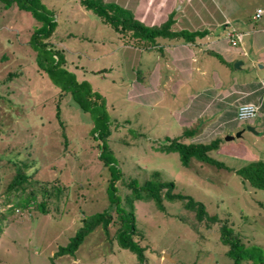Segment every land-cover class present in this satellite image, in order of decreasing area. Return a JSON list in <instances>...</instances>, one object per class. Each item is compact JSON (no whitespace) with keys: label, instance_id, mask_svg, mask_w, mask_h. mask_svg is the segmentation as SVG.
<instances>
[{"label":"rangeland","instance_id":"rangeland-1","mask_svg":"<svg viewBox=\"0 0 264 264\" xmlns=\"http://www.w3.org/2000/svg\"><path fill=\"white\" fill-rule=\"evenodd\" d=\"M41 1L56 21L44 41L62 49L65 68L104 99L106 145L111 164L119 171L117 200L113 203L106 195L110 170L98 156L96 132L90 135L91 115L68 91L60 95L58 86L35 63V51L27 42L35 19L15 4L3 7L0 1V264H138L134 252L110 237L120 210L128 208L126 181L135 178L140 183L153 171L173 182L172 191L201 201L206 214L215 218L197 220L182 200L162 197L159 207L153 199H134L133 238L144 247L143 264H230L226 245L218 238V226L224 221L245 244H257L264 251V189L252 187L234 171L243 162L241 155L236 158L215 149L209 155L220 166L194 156L182 164L176 151L158 148L164 135L173 137L180 131L174 116L163 109L172 102L168 88L156 78L167 72L161 59L168 55L156 47L146 53L143 47L127 43V34L113 29L78 0ZM156 95L163 101L144 102ZM238 130L232 133L237 136ZM252 138L244 128L232 141ZM14 162L26 163L22 169L30 176L22 192L10 194L4 190L15 171ZM30 189L36 201L42 189L49 192L44 213L34 203L7 209L19 193ZM103 210L111 215L108 235L99 223L73 254H55L83 225V217Z\"/></svg>","mask_w":264,"mask_h":264},{"label":"crops","instance_id":"crops-1","mask_svg":"<svg viewBox=\"0 0 264 264\" xmlns=\"http://www.w3.org/2000/svg\"><path fill=\"white\" fill-rule=\"evenodd\" d=\"M104 1H114L130 9L147 25L159 24L170 12L172 30H202V34L190 41L161 37V43L155 41L150 47L143 48L147 53L156 47L168 55L167 59H161L167 72L156 78L162 81V87L168 88L167 97L172 99L163 109L176 119L180 131L175 135L186 127H194L186 141L207 142L219 137L216 150L236 158L241 155L242 164L249 160H264V88L260 84L264 73V0ZM257 7H261L262 12L258 18H253ZM230 29L239 35L235 44L228 40ZM234 62L237 63L233 65ZM158 87L157 82L155 89ZM148 88L150 91V84ZM158 95L151 96L154 100L146 98L144 102L163 101L164 98H158ZM244 102L254 104L256 114L250 119L239 120L235 109ZM241 125L244 128L251 126L253 130H247L254 138L248 142L232 141L239 136L232 132L244 131ZM226 133L232 138L222 140Z\"/></svg>","mask_w":264,"mask_h":264},{"label":"trees","instance_id":"trees-1","mask_svg":"<svg viewBox=\"0 0 264 264\" xmlns=\"http://www.w3.org/2000/svg\"><path fill=\"white\" fill-rule=\"evenodd\" d=\"M3 7L15 4L18 9L25 10L35 19L36 24L27 38L28 44L34 49L35 63L41 69L52 84L58 86L60 95L68 91L71 97L83 109H87L92 117L93 125L90 128V135L96 132L100 143L99 158H104L103 162L110 170V177L106 184V195L111 202H116V185L115 180L119 171L111 164L112 155L107 149L106 136L109 133V127L106 123V110L104 99L97 91L93 90L86 80H77L73 72L67 70L64 66L65 55L63 50L47 44V38L55 28L56 21L53 18L52 11L45 7L41 0H0ZM79 4L85 9L100 17V19L110 25L116 31L127 34L126 42L137 47H150L155 43L156 37H180L185 41L193 40L197 35L202 34V30L179 29L172 30V13L158 25H146L137 19L132 11L114 1L104 0H78ZM10 74V73H9ZM8 75V74H7ZM55 114L58 117V105H55ZM194 127L184 128L180 134L173 137L164 135L158 148L165 151H176L179 154L182 164H186L191 156L215 165H222L220 161L215 160L209 155V151L218 147L220 138L214 137L207 142L186 141L185 138L192 135ZM15 168L9 181L5 184V192L17 193L23 191L24 183L29 182V173L25 172L22 167L27 164L14 162ZM234 171L249 185L254 188L264 189V160H249L246 163L235 168ZM129 192L124 198L128 203L126 210L121 209L117 221L118 224L111 234L116 243L135 253L137 263L143 264V250L133 235L136 233L132 201L136 198L153 199L155 203L161 206V199L182 200L183 205L192 210L197 220L215 218V215H207L204 205L201 201L194 199L192 196L172 191L173 182L160 179L158 172H151L150 176L138 183L135 178H129L126 181ZM55 190H60L55 187ZM49 195L45 189L41 190V199L36 201L35 193L32 189L24 194L17 195L7 206V209L14 207L23 208L30 203L41 211H46V196ZM118 209V207H116ZM111 221L110 212H95L90 217H83V225L80 226L63 246H58L55 254L69 253L73 254L78 244L94 226L101 224L103 231L108 235V224ZM218 238L223 245H226L225 255L230 258V264H243L251 262L252 264H264V251L257 244H245L239 234L234 231L231 225L225 221L218 226Z\"/></svg>","mask_w":264,"mask_h":264},{"label":"built area","instance_id":"built-area-1","mask_svg":"<svg viewBox=\"0 0 264 264\" xmlns=\"http://www.w3.org/2000/svg\"><path fill=\"white\" fill-rule=\"evenodd\" d=\"M262 12L261 7H257L254 10L253 18H258ZM228 40L231 44H235L239 39L238 33L235 30L230 29L227 33ZM260 84L264 88V73L260 77ZM256 107L250 102L239 103L235 109V115L239 120H246L252 118L256 114Z\"/></svg>","mask_w":264,"mask_h":264},{"label":"water","instance_id":"water-1","mask_svg":"<svg viewBox=\"0 0 264 264\" xmlns=\"http://www.w3.org/2000/svg\"><path fill=\"white\" fill-rule=\"evenodd\" d=\"M237 62H234L233 63V65H235ZM245 128L246 129H248V130H253V128H251V126H248V125H246L245 126ZM239 133H240V131L238 130L237 132H236V135L238 136L239 135ZM225 138H227V139H230V138H232V135H228V136H225ZM164 254V256H166L167 257V259H169L170 260V258H169V255L168 254H166V253H163Z\"/></svg>","mask_w":264,"mask_h":264}]
</instances>
